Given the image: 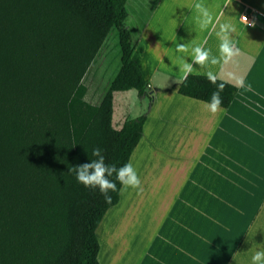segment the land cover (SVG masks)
<instances>
[{
    "label": "crops",
    "instance_id": "0c3cea01",
    "mask_svg": "<svg viewBox=\"0 0 264 264\" xmlns=\"http://www.w3.org/2000/svg\"><path fill=\"white\" fill-rule=\"evenodd\" d=\"M196 3L212 16L207 28L200 27ZM125 7L132 59L153 91L128 158L143 191L119 189L96 228L97 260L252 264L264 251L256 244L264 209L255 208L264 203L256 190L264 186V0H126ZM221 23L235 27L230 38L240 54L227 65H193L188 72L194 47L219 56ZM180 44L187 50L178 51ZM209 70L236 87L230 105L215 115L204 101L171 89L185 75Z\"/></svg>",
    "mask_w": 264,
    "mask_h": 264
},
{
    "label": "trees",
    "instance_id": "16d2710c",
    "mask_svg": "<svg viewBox=\"0 0 264 264\" xmlns=\"http://www.w3.org/2000/svg\"><path fill=\"white\" fill-rule=\"evenodd\" d=\"M126 0H0V264H99L96 228L107 203L72 167L96 159L128 163L145 115L112 123L113 93L153 91L132 59ZM119 66L97 105L84 100L82 78L109 31ZM219 84L222 108L236 87L187 74L171 89L210 102Z\"/></svg>",
    "mask_w": 264,
    "mask_h": 264
},
{
    "label": "clouds",
    "instance_id": "9594fccd",
    "mask_svg": "<svg viewBox=\"0 0 264 264\" xmlns=\"http://www.w3.org/2000/svg\"><path fill=\"white\" fill-rule=\"evenodd\" d=\"M195 8L199 13V24L201 29L207 28L212 23V16L202 3H196ZM242 19L249 24L247 16ZM250 27H255V23L249 24ZM235 27L230 23L219 24V31L216 33L220 40L219 56H212L210 50H206L203 46H197L192 49V62L186 64L184 68L190 72L193 65H199L204 68L206 65H217L230 63L234 57L240 54V49L237 47L235 41L230 36L235 32ZM178 51H186L187 46L180 44ZM207 80L213 85L217 84V76L212 71L206 72ZM240 87L244 86V81L241 79L238 82ZM224 90V85L219 84L217 90L211 95L210 102H205L206 109L215 115L221 107L222 99L220 93ZM247 90L252 91V85H247ZM92 155L96 159L91 160L89 163H84L76 167H72L69 171L76 173V179L79 183L87 188H98L100 193L104 196L107 203H111L112 197L109 192L117 191V184L109 179L115 174V178L119 181L121 187L120 192H125L129 188L142 192L141 180L137 174L136 169L133 167L131 161L124 164L122 167L117 168L115 164L106 163L105 156L102 150L97 147L92 150ZM252 264H264V251H256L252 256Z\"/></svg>",
    "mask_w": 264,
    "mask_h": 264
},
{
    "label": "rangeland",
    "instance_id": "374dc122",
    "mask_svg": "<svg viewBox=\"0 0 264 264\" xmlns=\"http://www.w3.org/2000/svg\"><path fill=\"white\" fill-rule=\"evenodd\" d=\"M127 16V15H126ZM130 19L127 17V20ZM126 22V19H125ZM119 66V48L117 46L116 32L111 29L96 54L93 62L82 78L85 86L84 100L92 105H97L107 89L111 79ZM150 109L147 97H137L134 90L113 93L112 123L115 127L129 118L146 115ZM258 192L264 186L256 187ZM255 208L264 209V203H255ZM256 244L264 245V228L257 233Z\"/></svg>",
    "mask_w": 264,
    "mask_h": 264
},
{
    "label": "built area",
    "instance_id": "2783aa9c",
    "mask_svg": "<svg viewBox=\"0 0 264 264\" xmlns=\"http://www.w3.org/2000/svg\"><path fill=\"white\" fill-rule=\"evenodd\" d=\"M243 16H246V15H245V14H242V15L240 16V19H241L242 21H244V20L242 19Z\"/></svg>",
    "mask_w": 264,
    "mask_h": 264
}]
</instances>
